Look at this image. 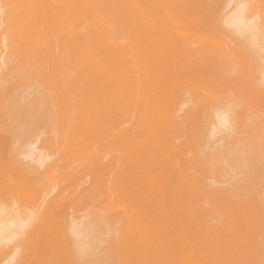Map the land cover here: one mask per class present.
I'll list each match as a JSON object with an SVG mask.
<instances>
[{"label": "bare ground", "instance_id": "6f19581e", "mask_svg": "<svg viewBox=\"0 0 264 264\" xmlns=\"http://www.w3.org/2000/svg\"><path fill=\"white\" fill-rule=\"evenodd\" d=\"M82 1L0 0V249L4 248L2 247V245L6 241L9 243H5L6 245H11L9 240L16 237L15 230L18 227L20 228V224H23L20 223V220L23 219V217L21 216L22 214H20L22 211L20 210L18 205L19 202H22L20 198L23 199L24 197H26L30 199L29 201H31L32 199H36V201H38L37 199H39L37 197L39 195L37 192L38 190L36 191L37 185H35V183L39 182L40 176L45 173V161L47 162L48 159L51 158L49 157L48 152L46 151L47 149L45 150V148L50 146L49 143L51 144L52 141H54L49 137H47L48 140L44 138L50 133L48 134L44 132L43 134L41 130L47 131V128L49 126L47 128L44 127L48 125L47 121L50 120V118H52V116H54L55 114V118H60L59 120H61L63 117L62 122H64V119L66 121V118L68 121H71L73 118V123L70 126V128L72 127V131L69 132L70 135L67 136H70L68 138H71V141L70 139L69 141L72 142V144L70 145L72 148L70 147L69 149H75L77 156H79L80 150L83 149L82 147L85 148L86 144L88 145V147H86L85 149L89 148L90 141H92L90 143L94 144L99 140V147L101 143H105L104 146L102 144L101 147L95 150L94 153L92 151L89 153L86 151V153L84 149L87 160L86 163L81 166V168L77 167L78 170L76 169V174L78 176H84V174L87 175L90 173V176L92 175L94 178L101 181L100 184V181H98L97 185H101L104 181V183L106 184H103H108L107 188L109 190H107V192L105 190L106 188L103 187L104 185H101V189L105 190L106 194L110 191V194L113 193L116 196L115 192H127V197L130 198L127 199V201L130 200L128 204L130 208L133 209H130L127 213L128 215H130V219L128 218V221H130L131 219L139 220L138 218H135V216H137V214L139 213L142 215L140 210V212H138V208L135 207L137 209L136 211V209L134 210V208L131 207L133 203H136V206H140V208L143 210L145 209V206H147L150 211L152 208V212L156 220L154 222L156 223H151L152 218L149 219L150 217H153L152 213L151 216H149L150 213H148V216L146 217L149 218H145V222L142 220L143 223L147 224L148 222L147 226L150 225V223L154 225V227L150 225V227L152 226V232L148 229L151 234H149L150 238L148 237V239L146 237L147 235L144 236L145 229L146 233H149L146 228V224H143L142 226L144 227V231L141 230L142 234L136 233L137 237L135 236L139 240V242L140 239L144 240L142 241L144 242V244H147L146 247H149L148 251L151 253L150 256L149 253L146 254V251V253H143L137 250L138 252H136L139 253V258H141L140 262L142 260L143 263H145L146 261V263L158 264V260L159 263L161 262V264H168V262L169 264H177L179 262L180 264L181 262L183 264L185 258L188 259V257L186 256L191 255L189 259L185 261V264L186 262L189 264L192 260L190 258H193V256L195 258L196 255V258L202 256L203 260L199 259L198 261V259L195 258L196 260H194L193 258V263L198 261L200 264H202V262L207 259L206 257H209L210 261H207L209 262V264H259L260 262L258 263V261L262 259L260 258L259 260L258 258L262 257L261 254H263L264 256V250L258 245V242L264 240V237H262L264 235V222H262V219H264V217L262 216L264 215V207H261V211L259 210L260 208L257 207L264 206V129L262 127L260 128V126L257 125L258 123L256 122V124L254 120L256 119V121H261L262 126L264 127V119L262 121L259 115V112H263L264 110V76L261 80L258 79L259 83H255V78L252 79L251 77L256 76L257 78L258 75H253L257 73L260 74L258 71L259 68H257V73H254V67H251L253 75L252 72L246 71L247 74L251 73L250 75H252L251 77L250 75H248L249 77H247L244 70L250 69V67L246 69L245 65V61L248 60V57L246 60L245 57L243 61H241L243 57L241 58L238 55L237 52L239 51L235 50L236 48L233 49V46L231 48V46L229 45H226V48H222L221 45L224 43L225 37H228V34H230H227V31L225 32L224 30H230L234 34L236 33V36L237 34H240V36H249L250 38L244 39H248V42L253 47L256 43H258V37L264 40V0H255L256 3L254 6H252L253 8L251 7L248 9L247 6L249 4L247 5V3L249 0L246 3L247 6L243 2L244 0L242 1L243 3H238V0H121L122 3L125 2L126 5L123 4L124 10H128L130 18L128 17V13L126 11V13H124L125 15L127 14V19L129 18L132 23L128 21L131 23H129V25H131V28L128 27L129 25L126 26V31H128V29L130 31L131 29L130 34L126 33L125 28L122 27L124 28V30L122 29L124 32L121 31L119 35V32H115L118 26H116L115 23L113 25L111 24L112 26L109 24L111 26L109 31L105 27L107 25H101L102 20L101 22H99L101 23L100 25L97 22L98 20L96 21L97 23H95V15L99 17V13L101 11L98 12V14H96L97 12L93 11L99 8V3L97 4L98 6L96 5L97 8H95V6H93V4L90 2L88 4L92 5L87 6L86 3L88 2V0ZM85 1V5H82ZM121 1L118 0V3H121ZM252 2L251 5H253L254 3ZM111 3L112 2H110V4ZM114 3H117L116 0H113V3L111 4L112 8ZM108 4L109 3L107 2L108 8H111V5ZM138 5L140 7H137ZM84 6H87V8L89 7V10L91 9L92 16L93 14H95V20L92 16L90 17V19L94 20L93 23H95L96 27H94L95 25L93 26V23L92 27H94V29H91L92 27L89 26V29H91V34L88 33V38L90 39L89 42H92L91 36H95L96 38L94 37L95 39H93L97 44H95L96 46L92 43H89L86 36H84L81 32L82 28L84 27H82V22L83 24L88 25V23H86L88 21L84 23V21L82 20V17L84 16L81 17V15L84 14L83 10L86 9ZM120 6L121 8H123L122 5ZM120 6L118 7L119 9ZM114 7H117V5H114ZM107 12L105 13L107 14ZM118 12H116V16ZM106 14H104V16ZM101 15L103 16V14ZM101 15L100 17H102ZM118 15L119 17L121 16L120 14ZM106 16L108 17L109 14ZM116 16L113 17L116 19ZM110 17L112 18L111 15ZM105 19L106 18H104L103 20ZM127 19H124V21L126 20V24ZM80 20L82 21L80 22ZM85 20H88V18ZM108 23H111L110 20ZM104 24L105 23H103V25ZM87 30L85 31L87 32ZM223 31L225 32V34L223 33ZM122 33H125L126 37L130 35L129 38L127 37L129 42L126 38H124L125 34L123 35L124 37L121 36ZM118 36H120L121 38L119 37L118 39ZM229 37L230 39H236L239 36L232 37L230 35ZM241 38L243 37H239V39ZM109 39H116L114 41L111 40V43L113 42L115 43V45L113 43V45L109 44ZM120 39H122V41L123 39H126V41L124 40V42H128V44L126 43L125 45V43H121V45H117L115 41H117L118 43L119 41H121ZM229 41L232 42L231 40ZM84 43H88V45L86 44L85 46ZM242 43L241 45L245 46V44ZM118 44H120V42ZM235 44L237 45L238 43H234V45ZM261 44L264 43L261 42ZM91 45L97 47L95 52L93 49L91 50V48H93ZM246 46L249 47L247 44ZM239 48H241V46ZM86 49H89L87 50L88 52L91 50V52L87 54ZM244 49L245 47L242 49V52L246 50ZM260 49L262 50V46H260ZM248 51L249 50L246 51L247 55L245 53H243V55L245 54L244 56H248ZM263 53L262 55H264ZM88 56L90 57L88 58ZM107 56L108 59L106 58ZM249 59L253 60L251 58ZM82 69L86 70L82 71ZM110 71L111 73H109ZM89 72L93 82L90 83V81L89 84L95 87L93 88V91H97L96 87L100 88L98 89V91L101 90V93L97 91V94V92H95L96 95L94 96V92L88 87L89 84L86 86V88H89L87 90L88 92L92 91L91 94H93V96L95 97L94 100L92 99V97H90L89 99V97L85 96L87 95L86 91V93L82 92L86 90L85 83L83 84V82L84 79L86 80V78H88L87 73ZM106 72H108L107 74L111 75H107V77L106 74H104ZM85 73L87 76L86 78L85 75H83ZM80 76L83 78H81ZM91 85L89 86L91 87ZM82 87H84V89ZM32 89L37 92V95L34 91L27 92V90ZM30 92L31 95L29 94ZM32 92L33 95L35 94L34 96L32 95ZM91 94L89 95L88 93V96H92ZM183 95L188 97L184 98ZM82 97L83 99L84 97L87 98L85 99V101H83ZM243 97L247 99H245V101L246 103H248V107L243 108L245 109L243 111H249L250 116L243 115V112V116H241V111H239V108L242 106L244 107L245 105H241L239 107L237 105V111H239V113H237L238 115L235 116L236 113H234V110H236L237 107L232 110L233 101L234 99L237 100ZM87 99H89L91 102L88 100L89 104H86L87 106H84V103L82 104V102H86ZM210 100H212V102ZM37 101L39 102V105L37 104V106H40L41 104L42 109H45L42 110L40 108V111L33 112L34 115H37L38 112L41 113V111L49 114L47 111H45L46 109L50 110V112L54 110L56 113H53L52 111V116H48L46 114V118L48 117L47 121H45V119L43 118V114L45 115L44 112H42V114H39L40 116H34V119L40 117L43 118L40 119L41 121L44 120L46 122V125L44 126L43 124L39 126L42 129L40 130L39 128V131H35L36 128L34 129L32 126H34L38 122L41 123V121H36L38 120L36 119L35 121L37 123H35L34 119H32L34 121L32 122V124H34H30L29 129L32 127L33 129H31V132L34 130L33 133H35L29 134L30 130L28 129L29 131H26L25 134V132L22 130L29 124L27 123V125L26 121H24L25 118L23 117V114L26 115L28 109H30L31 113L33 111V107H35L34 102L36 105ZM92 101H94V103L98 102V104L95 105ZM90 103L92 104V106L90 105ZM237 103H239V101ZM7 104L8 106H6ZM188 104H191V107L196 104L197 107L195 106L196 108L194 109V111H190L191 109L188 110V108H190L188 107ZM242 104H245V102ZM82 105L85 107L84 112L81 109ZM4 106L6 108L8 107V109L10 110H12L13 108H18V111H21L23 109L21 107L26 108V106H30L28 107V109L26 108V113L24 112V109L23 112L19 114L20 116H17L18 118L20 117L19 120H22L23 118L22 122L20 123H23V126L26 124L25 127L21 125L20 128H17V126L19 127L20 124H18L17 121L13 119L14 117H12V115L14 116L15 114L16 116L18 115V113H20L17 110H13L14 114H10L12 120L14 122L16 121L15 124L12 123L11 125H9L10 122L13 121H10L11 118L8 117L10 116L8 115L9 111H6L8 109H5ZM93 106L94 108L92 109ZM184 106L187 107V110L181 109L184 112L180 111L184 114L182 116H180L181 114H179L180 117L176 115L174 116V112L177 109L180 110V108H183ZM19 107L21 108V110H19ZM87 107L88 110L86 109ZM4 110L8 113L7 115L3 112ZM179 110H177L176 113H178ZM15 112L18 113L16 114ZM256 114L259 115L260 119L256 117ZM6 116L8 117V120L10 122H8L7 118L6 121H3ZM67 116L72 117L71 120ZM241 117H245L243 118L244 122L245 119H247V122L250 123L251 128H253V133H251V136L249 133L252 131H250L251 128L247 129L249 130V136H245L244 134L245 137L242 135L243 132H240V129H238ZM121 118H124V121L121 120L122 122H125V118L126 120H129H127L126 123L129 122L127 125H132L131 129H129V125V127L127 126V129H124L121 132H112V130L110 132L109 128H111V124L113 125L111 129L114 130L115 128V130H120V127L118 129L119 123L117 121ZM59 120L57 121L59 122ZM30 121L28 120L27 122ZM5 122H7L8 124ZM45 122L42 121V123ZM59 123H61V121ZM67 124L68 126L70 125V123L68 122ZM65 125L63 124L62 127ZM246 125L248 126H246L245 128L250 127L249 124L246 123ZM68 126L66 125V127L70 129ZM236 130H239L238 132L240 133V136L243 137V140L244 138L247 139V137H250V139L244 141L241 139L243 142L239 140V144V136L237 137V139L236 135H238V133H236ZM60 131H63V128H61ZM39 132L43 134V136L41 135L40 138ZM36 133L39 136L36 135ZM45 133L48 135H46ZM66 133L68 134L67 131ZM100 133H103V136ZM203 133H206V139L208 140V142L201 145V143L204 142L202 137L205 136V134L202 137H200V135ZM220 133H223V136L221 134L220 138H218L219 136L217 135ZM234 133L236 135H234ZM23 134H25V137ZM61 134L66 136L64 132H62ZM182 136L184 138L186 137L185 141L184 138L183 141H174V139L177 138L182 139ZM198 136L203 141L201 142V139L198 138L200 143L197 144L198 140L196 138L197 141L195 142L197 145H194L195 142L193 143V139ZM99 137L101 140H96ZM68 138L66 137V139ZM235 138L237 139V142L239 144H236L238 145L236 147L232 146L233 143H237L235 142ZM60 139H58L59 142L57 141V144L59 143L61 145L63 141L61 139L60 143ZM102 139L104 140V142ZM37 140L39 142H37ZM173 141L177 143L174 145ZM37 143L41 145L37 146ZM208 144L210 146H208ZM52 149L54 150L53 145L51 150ZM88 151H90V149H88ZM103 151H107L108 155L105 156V153L102 154ZM111 152H115L116 155H112ZM56 153L59 154V152ZM62 154L64 155L63 152ZM59 155L61 159H63V156L61 154ZM76 155L73 154L71 156L74 157ZM197 155H201L203 159H201ZM83 158L85 159V157ZM65 162L62 163L65 164ZM79 162L76 161V163ZM205 162L208 165L207 168H205ZM56 164L55 166H53L56 167ZM176 164L179 165L177 166ZM209 166L210 168H223L229 180L227 179V182L224 180L223 182H220V180L217 179L218 177L216 179L220 184L226 182L225 184H222L224 185V188H222V185L218 187L217 185H210L213 183H207L209 177L211 178V175L208 171H213L208 169ZM52 167L50 166V168L54 172V167ZM50 168L48 167L47 169ZM218 170L219 169H217V171ZM46 172H48V170H46ZM217 173L219 174L220 172ZM77 175L76 178H72V180H70H76ZM70 176H72V174H70ZM214 177L215 176L212 175V178ZM44 178L42 177L41 179ZM68 178L69 176L65 180H67ZM224 178L226 179V177ZM95 181L91 183L94 184ZM91 183L90 186L92 185ZM97 185L94 184L93 186L96 187ZM242 185L244 186V188L248 189L247 191H250L249 197L247 195L248 192L246 193V190L243 188L246 195L249 197L248 200L250 202L247 201V197L245 202L241 200L242 198H240L242 196H245L244 192L241 193L243 189H239L242 188ZM91 192L93 193V191ZM105 192H103L104 195ZM108 195L109 194H107V196ZM112 195L109 196L111 197ZM91 196L93 198V194H91ZM112 197V201H114V198H116L117 196ZM26 198L23 199V204H25V202L28 200H26ZM243 199H245V197H243ZM29 201H27V203H32ZM51 201L52 200H50V202ZM112 201L111 203H113ZM62 203L66 202L63 201ZM115 203H117V201ZM56 204L55 206L53 204L47 205L48 207L46 206L47 208L45 210L43 209L44 212L41 210V213L36 222L32 224L31 230L29 232L27 231V238H24L25 242L23 241L25 244L23 243V245L21 246L15 244L14 248H12L11 250L9 249L11 247L7 246L6 249H9V252H5V248L3 249L4 252H0V264H73L74 260L77 264H79V262L81 261L80 258L84 257L81 251H87L88 249L86 250V248H92L93 244H95L93 242H90L92 246L86 247L89 243L87 240V235H93L95 237L94 242H102V236L99 230L100 228L97 226L99 224L96 225L91 222L85 223L82 220L83 223H85L83 224L82 221L77 222L75 221V219L73 221L70 218L74 223L76 222L77 225L81 222L82 227L80 226L81 223L78 225L79 227H75L76 225L73 222L72 223L74 227L72 224V226H70V231L72 232L69 231V233H72L78 245H74L76 246V249H72L73 253H70V256L68 255V258L67 254L70 247H66V245H68V241H64V236L60 233V231L63 229L62 225L60 222H57L58 220H56L58 218L57 216L60 212L61 205L58 206V204ZM200 204H206V206L204 205V208L221 204L222 206L220 205V207H223L224 211L222 209L221 210L223 212L227 211V214L225 212L226 216L230 215L227 216V219H229L230 221H228L227 223L226 221L224 222V218H226V216H222L223 221L220 219L218 220V222L215 221V224L211 223L212 226L216 225L215 228L219 227L218 229L212 228V226L210 225L211 229H208V232L203 230L207 233L203 234V231L201 230V227H203L202 225L205 224L206 226H209V221L213 222L214 220L221 218V216H212L214 220L210 219L212 217L207 216H210L211 212L209 213L208 211L207 213L209 214H207V216H203L204 214L200 215L201 217H207L205 218L206 220H203V224L202 220H200L201 222H199V220L197 221L194 219L196 221L194 222V220L191 219V214L192 212H194L193 210L195 208H191V206H197L196 208H199L198 206H200ZM141 206H143L144 208H142ZM170 206H176L178 208H176L178 212L176 210H172ZM178 206H181V208ZM186 206H190L189 209L192 210V212L188 215L185 214L189 213L185 210ZM224 206H226V208H228L227 206H229L230 209L228 208L227 210H225L226 208H224ZM251 206H256L257 210ZM72 207L73 211L74 204L72 205ZM77 207L75 206V209ZM182 207L185 212H181ZM127 208L129 209L128 205ZM209 208L203 209L205 215L206 211ZM216 208L218 209V205L214 209ZM173 209H175V207ZM143 210L142 212H144ZM221 210L219 208V211L214 210V212L218 211V213H220ZM255 210L260 212V214H258L259 217L262 216V219L258 218ZM61 211L64 212V209H61ZM145 211V213H147L148 210ZM75 212L78 213V208L75 210ZM102 212L100 211V213ZM172 212H177L179 213V215L183 214L182 218L184 220L188 219L189 221L187 220L188 222H186L185 220L184 223V220H182L181 217L180 220L178 216H175L177 213L172 215ZM199 212L200 211H197L198 214ZM214 212V216L217 215V213L215 214ZM228 212H230V214H228ZM197 213L196 215L199 217ZM18 214L20 216L19 218H21L20 220L18 218ZM131 215L133 217H131ZM185 215L187 216V218H184L186 217ZM219 215H222V212ZM173 216L178 218L179 223L183 221L184 226H182L184 228L180 227L182 223L178 224L177 221L176 223L172 220ZM188 216L191 218L189 219ZM77 217H79V215ZM117 217L115 215V218ZM143 217H145L144 213ZM201 217L199 218L201 219ZM229 217L232 218L230 219ZM256 217L257 219L261 220V222H259V225L263 223V229H260L261 226L257 225L258 221L260 220H257ZM26 219L27 220H25L24 222H28V218ZM31 220L32 219H30L29 222ZM139 221H141V219ZM219 221L224 223L222 229L221 222ZM165 222H169V225L176 223V225L178 224L179 227H176V225H172L176 230H170L169 225L165 224ZM191 222H193L194 224H192ZM163 223L164 225L162 226ZM25 225L27 224H23V226ZM172 226H170V228ZM177 228L179 229V231ZM20 229L23 230L22 228ZM131 231L132 230H130L129 232L130 234L133 233ZM139 231L140 229L138 230V232ZM172 231H178V233L170 234V232L172 233ZM199 231H202V233H200ZM260 231H262V233ZM19 233L20 232H18V234ZM59 233L62 235L61 237H63V239L59 237ZM129 233L127 232L126 235H128ZM260 233L263 235L261 236ZM138 235H141L139 236L140 238L138 237ZM238 236H241V239ZM111 237H113V235ZM16 238L18 239V237ZM59 238L60 240H62V242L60 240H57ZM122 238L123 236L121 237V239ZM89 240L92 241V239ZM103 241H105V238ZM142 241L141 243H143ZM12 242L13 240H11V243ZM17 243L19 244V242ZM123 243L126 244L128 242L123 241ZM139 244H137V246ZM111 245H113V243H111ZM120 246L124 245L121 244ZM94 247L95 246H93V248ZM222 247L223 250L221 253L220 248ZM63 248L64 250L68 249L66 250L67 252L63 251ZM119 248L120 247L118 246V249ZM106 249L109 250L108 245ZM110 249H112V247ZM121 249L122 248L117 250V253L120 252ZM142 249L143 248H141L140 250ZM246 249L248 251H246ZM23 250H27L29 252L27 253L26 251L27 254L25 252H23L25 254H22ZM98 250L100 251V249L98 248L96 249V252H98ZM117 253H115V255ZM140 253H143L144 255H141ZM113 254L110 253V255L112 256ZM154 254H156V259L154 257L156 261L151 260V258L147 256L149 255L150 257H153ZM176 254L179 255L177 256ZM100 255H98V258L102 256ZM157 255L159 256V258ZM161 255L163 256L164 260L166 259V261H162L163 259L161 258ZM166 255L173 256L167 257ZM183 255H186L184 256L185 258H182ZM73 256L75 257L74 259ZM112 256L110 257L112 258ZM119 256L121 257V255ZM141 256L145 259V261H143V258ZM174 256L178 257L177 259H179V257L181 256L180 260L176 261L174 259ZM120 257L116 258L120 260ZM169 257L174 260H170ZM86 258L84 257L83 259ZM106 258L107 257H105V260H107ZM181 258L184 260H182ZM125 259L128 262V259ZM108 260H110V258ZM147 260H151V262H147ZM200 260H202V262ZM120 261L121 264H125L122 262V259ZM152 261H154V263ZM172 261L175 262L172 263ZM135 262L137 263V261ZM198 262L196 264H198ZM114 263H116V260ZM91 264H102V262L100 260H97V262L93 261ZM106 264H108V262ZM128 264H130V262Z\"/></svg>", "mask_w": 264, "mask_h": 264}, {"label": "rangeland", "instance_id": "374dc122", "mask_svg": "<svg viewBox=\"0 0 264 264\" xmlns=\"http://www.w3.org/2000/svg\"><path fill=\"white\" fill-rule=\"evenodd\" d=\"M81 1H82V0H81ZM95 1H96L97 3H96ZM102 1H103V2H102ZM119 1H121V0H119ZM234 1H235V0H234ZM236 1H237V0H236ZM242 1H243V0H240V1L238 0L237 2H238V3H239V2H240V3H243V2H244V4L246 5V3H247L248 0H244L243 2H242ZM252 1H253L254 3H253ZM256 1H257V0H256ZM256 1H255V0H249L248 3H247V5L249 4L250 6H249V5H248V6L246 5V6H247V9H248V8H251L252 6H254L255 3H256ZM258 1H259V0H258ZM82 2H83V1H82ZM89 2L92 3L93 6H95V8H97V6H98L97 4L99 3V5H100V6H98L99 8H97L95 11H93V12H97L96 14H98V12H100V11L103 12V13H101V12L99 13V17L96 16L95 14H93V16H92V11H91V9L89 10V9H88L89 7L87 8V6L89 5V4H88ZM107 2L110 4V2L113 3V0H106V1H105V0H101V1H100V0H92V2H91V0H88L87 3H86V1H85L84 4H82V5H85V3L87 4V6H84L86 9H84V7H83V9L86 10V11H84V10L82 9L83 12H84V14L81 13V14H82L81 17H82V16H84V17L86 16L85 18L82 17V20L84 21V23H85L86 21H88V22H86V23H88V25H87V24H83V22H82V27L84 26L85 28L83 27L82 30H81V32H82V34H83L84 36H86V38L88 39V42H89V40H90V39L88 38V35L91 34V32H90L91 29H94V27H96L95 23H97V22H98L99 25L102 23V24H101L102 26L107 25V26H105V27L107 28L108 31H109L110 27H111L114 23H115L116 26H117V25L119 26L120 23L123 22V23H121V25L119 26V28H118V26H117V30H116L115 32H119V33H118V35H119L121 31L124 32L123 30H124V28H125V32L128 33V34H130L131 29H130V31H129V29H128L129 32L126 31V29H127L126 26H128L130 22L132 23V21H130V19H129L130 17H129V12H128V10H127V11L124 10V6H123V4L126 5L125 2H124V3H122V1H121V3L119 2L120 5H122L123 8H121V6L119 5L118 0H116L117 3H114L115 6L117 5V7H114V5H113V8H112V5H111L112 3H111L110 5H111V8H112L113 10H112L111 8H108V6H107ZM114 2H115V1H114ZM129 2H130V1H129ZM138 2H139V1H138ZM141 2H143V1H141ZM251 2L253 3V5H251ZM94 3H95V4H94ZM126 3H127V2H126ZM139 3H140V2H139ZM257 3H258V2H257ZM92 4H91V5H92ZM103 4H104L105 6H104ZM109 4H108V5H109ZM140 4H141V3H140ZM91 5H89V6H91ZM96 5H97V6H96ZM118 5L120 6V9H121V10L118 8V7H119ZM143 5H144V3H143ZM143 5H142V7H143ZM145 5H146V4H145ZM256 6H257V4H256ZM256 6H255V7H256ZM109 7H110V6H109ZM126 7H128V6H126ZM137 7H140V6L138 5ZM93 8H94V7H93ZM114 8H115V9H114ZM117 8H118V9H117ZM252 8H253V7H252ZM109 9H110V10H109ZM122 9H123V10H122ZM138 9H139V8H138ZM88 10H89V11H88ZM139 10H140V9H139ZM104 11H105V12L108 11L107 14H106ZM115 11H116V12H118V11L120 12V11H121V12H120V13L118 12V13H117V16H116V12H115ZM122 11H123V12H122ZM125 11L128 13V17H129L128 19H129V20H128L127 17H126L127 14L125 15V13H126ZM81 12H82V11H81ZM124 12H125V13H124ZM121 13H122V14L124 13V14H123V18H122V14H121ZM86 14H88V15H86ZM101 14H103V16H102ZM104 14H106V15L109 14V16H108V17H107L106 15L104 16ZM114 14H115V15H114ZM118 14H120L121 16L119 17ZM94 15H95V17H96V20H95ZM100 15H101L102 17H100ZM110 15L112 16V18L110 17ZM124 15H125V16H124ZM91 16L94 17L95 23H93V22H94L93 19H90ZM113 16H116V19H115ZM97 17H98V18H97ZM103 17L106 18V19H105L106 22H105V20H103V19H104ZM118 17H119V18H118ZM87 18H88V20H85V19H87ZM108 18H109V19H108ZM117 18H118V19H117ZM124 19H127V24L125 23L126 20L124 21ZM82 20H80V22H81ZM89 20H90V21H89ZM92 20H93V21H92ZM97 20H98V21H97ZM101 20H102V22H101ZM107 20H108V22H109V20H110L111 23H108ZM116 20H117V22H118L119 24L116 22ZM96 21H97V22H96ZM120 21H121V22H120ZM128 21H130V22H128ZM99 22H101V23H99ZM90 23H91V25H90ZM92 23H93V26L95 25L94 27H92ZM103 23H105V24L103 25ZM106 23H107V24H106ZM131 23H130V24H131ZM109 24H110V25L112 24V25L110 26ZM124 24H125V25H124ZM89 26H91L92 28L89 29V28H90ZM122 27H124V28H122ZM128 27L131 28V25H129ZM83 29H84V30H83ZM87 29H88V30H87ZM119 29H120V30H119ZM122 29H123V30H122ZM85 30H87V32H86ZM107 30H106V32H107ZM224 31H225V32L227 31V32H226L227 34L230 33V34H228V35H229V36L231 35L232 37H233V36H234V37H238V36H239V37H243V38H241V39H239V37L236 38V39L233 38V39H234V42H233V39H232V38L230 39V37L228 36V37H229V39H228V37L226 36L227 38L225 37V39H224V43H223L221 46H222V48H226L225 46H226V45H229V46H231V48H232V46H233V49L236 48L235 50L239 51V52H237L238 55H239L241 58L243 57L242 60L240 59L241 61H243V59H244L245 57H246V58H245V60H246L247 57H248V60L245 61V65H246V69H248V67H250V69H248V70H244V71H245V74L247 75V77H249L248 75H250L251 73H248V74H247L246 71H247V72H248V71H249V72H252L251 69L254 67L255 70L253 69V72H254V73H255V72L257 73V68H259L258 71H259V73H260L261 75L258 74V73L253 75V72H252V75H253V76L258 75L259 78H258V76H257V78H256V76H255V77H251L252 75H250V77H251L252 79L255 78V81H256V82L254 81L255 83H259V80H261L262 77L264 76V75H263V74H264V72H263V71H264V64H263V63H264V59H263V58H264V55H262V53L264 52V44H261V42L264 43V40H262V38L258 37V40H257L258 43H256V44L254 45V47H253V46L248 42V39H244V38H250L249 36H247V35L240 36V34H237V36H236V33L234 34V33H233L232 31H230V30H224ZM224 31H223V33L225 34ZM228 31H229V32H228ZM83 32H84V33H83ZM221 32H222V31H221ZM231 32L233 33V35H232ZM85 33H86V34H85ZM88 33H89V34H88ZM124 34H125V33H124ZM124 34L122 33L121 36H123ZM227 34H226V35H227ZM115 35H117V34H115ZM246 36H247V37H246ZM94 37H95V36H94ZM94 37L91 36V40H92V42H89V43H92V44L95 45L96 43H95V40H94V39H95L96 37H95V38H94ZM112 37H113V36H112ZM119 37H120V36H118V39H119ZM123 37H124V36H123ZM123 37H122V38H123ZM127 37L129 38L130 35L127 36ZM127 37H126V34H125V37H124V38H126V39L128 40ZM93 38H94V39H93ZM114 38H115V36H114ZM116 38H117V36H116ZM120 38H121V37H120ZM126 39H123V41H122V39H120V40H121V41H119L120 44H118L119 42L117 43V41H115V42H116L117 45H121V43H122V44L125 43L124 40L126 41ZM259 39H261V40H259ZM109 40H110L109 44H112L113 42L111 43V40L114 41V40H116V39H109ZM229 40H231L232 42H230ZM93 41H94V42H93ZM225 41H226V42H225ZM128 42H129V40H128ZM128 42H126V43L128 44ZM242 42H243V43H242ZM247 42H248V43H247ZM126 43H125V45H126ZM226 43H227V44H226ZM234 43H238L239 45H238V44H237V45H236V44L234 45ZM241 43H242V44H245V46H242ZM84 44H85V46H86V44L88 45V43H84ZM113 44L115 45V43H113ZM113 44H112V45H113ZM246 44H247L249 47H247ZM260 44H261V45H260ZM96 45H97V44H96ZM96 45H95V46H96ZM85 46H84V47H85ZM91 46L93 47V48H91V50L93 49L94 52H95L97 47H95V46H93V45H91ZM91 46H90V47H91ZM223 46H224V47H223ZM235 46H236V47H235ZM240 46H241V48H239ZM260 46H262V50H263V52H262V50L260 49ZM244 47H245L246 50L244 49L245 51L242 52V51H243L242 49H243ZM246 47H247V48H246ZM255 47H256V48H255ZM85 48H86V47H85ZM250 48H251V52H252V53L250 52ZM239 49H240L241 51H240ZM252 49L254 50V52H253ZM255 49H256L257 51H256ZM258 49H260V50H258ZM87 50H89V49H86V51H87ZM91 50H90L89 52H91ZM235 50H234V51H235ZM247 50H249V51H248V54H249L250 56H249V55H248V56H244L245 54L247 55V53H246ZM260 51H261V52H260ZM89 52L87 51V54H88ZM255 52H256V54H255ZM259 52H260V53H259ZM92 53H93V51H92ZM92 53H90V54H92ZM243 53H245V54L243 55ZM253 53H254V55H253ZM257 53H258V54H257ZM90 54H89V55H90ZM263 54H264V53H263ZM242 55H243V56H242ZM261 55H262V56H261ZM89 57H90V56H88V58H89ZM254 57H255V59H254ZM104 58H105V57H104ZM106 58L108 59V56H107ZM249 58H251V59H253V60H250ZM261 58H262V60H261ZM88 60H89V59H88ZM103 60H105V59H103ZM251 61H252V63H251ZM246 63H247V64H246ZM249 64H250V65H249ZM259 65H260V66H259ZM262 65H263V66H262ZM251 67H252V68H251ZM255 67H256V68H255ZM261 68H262V70H261ZM84 70H86V69H84ZM84 70L82 69V71H84ZM260 70H261V72H260ZM87 71H88V70H87ZM107 73H108V72H106V73H104V74H106V76H107V75H111V74H107ZM109 73H111V71H110ZM81 75H82V74H81ZM83 75H85V78L87 77V76H86V73L83 74ZM87 75H88V78H86V80L84 79V82H83V84L85 83V89H86V90H84V91H82V92H83V93H86V92H87V95H85V96L89 97V99H90V97H92V99L94 100V99H95L94 96L96 95L95 92H97L98 89H100V88H97V87H96V90H97V91L94 92V91H93V88H95V87H93V85L89 84L90 81H91L90 83H93V82H92V78L90 77V72L87 73ZM260 76H261V77H260ZM80 77H81V76H80ZM107 77H108V76H107ZM81 78H83V77H81ZM258 79H259V80H258ZM86 81H88V82H86ZM88 84L91 85V87H90ZM87 85H88V87L90 88V90H92V91L94 92V96H93V94H91L92 91H91V92H88V91H87V90L89 89V88H86ZM32 88H33V87H32ZM34 88H35V87H34ZM82 88L84 89V87H82ZM90 90H89V91H90ZM94 90H95V89H94ZM29 91H34V89H32V90H27V92H29ZM85 91H86V92H85ZM100 91H101V90H99L98 92L101 93ZM198 91H199V90H198ZM34 92H35V91H34ZM98 92H97V94H98ZM35 93H36V95H37V92H35ZM88 93H89V95L91 94L92 96H88ZM29 94L31 95V92H30ZM32 95H33V92H32ZM34 95H35V94H34ZM34 95H33V96H34ZM82 95H83V94H82ZM82 95H81V96H82ZM33 96H32V97H33ZM83 96H84V95H83ZM183 96H184V98H185V97H186V98L188 97V96H185V95H183ZM87 97H84V99H83V97H82L83 101H85V99H86ZM30 98H31V97H30ZM31 99H32V98H31ZM89 99H87L86 102H82V104L84 103V106H85L86 104H89V103H88V102L90 101ZM241 99H242V100H241ZM241 99H240V98L237 99V100L234 99V101H233V105H232V110H234V109L237 107V105H238V107L241 106V105H245L244 107H243V106L240 107V108H239V111H241V116H243V115H246V116H247V115H249V111H243V110H245V109H243V108L248 107V106H247L248 103H246V101H245L246 98L243 97V98H241ZM88 100H89V101H88ZM246 100H247V99H246ZM210 101L212 102V100H210ZM238 101H239V103H237ZM90 102H91V101H90ZM92 102L94 103V101H92ZM95 102H96V101H95ZM203 102H204V101H203ZM244 102H245V104H242V103H244ZM38 103H39V102L37 101V102H36V105H35V102H34V106H35L37 109H39V110H37L35 107H33V111H32L31 113H30V109H28V107H30V106H28V107L26 106V108H27L29 111H28L25 107H21V108H23L22 110H21V108L19 107V108H20L19 110H21V111H18V110H17L18 108H16V109L13 108L12 110H10V109H8V107L6 108V107L4 106L5 109H8V110H6V111H9V114H8L5 110H4L3 112L6 113V115H7V114H8V115H10V114L12 115V113H13L15 110H17L18 112H20V113L17 112L18 115H16V116H15L14 113H13L14 116L12 115V117H14L13 119L16 120L18 124H20L19 127L17 126L18 124L16 125L17 128H20L21 125L23 126V123H22V124L20 123V122H22L23 118H22V120H19L20 117L18 118L17 116H20L19 114H21V112H23L24 109H25L24 112L27 110V113H30V114H27V113L25 112L27 116L23 114V117L25 118L24 121H26V124L28 123L29 125L27 124V125H28V126H26L27 128L25 127L26 124L23 126V127H25L24 129H27V130H24V129H23V130L21 129V130L24 131L25 134H26V131H29V130H30V131H29V134H31V133L34 134V133H35V132L33 133L34 130L31 132V129H33V128L35 129V128H36L35 131H36V130L39 131V128H40L39 126H41V125H43V124H44V126L46 125V122H45V121L48 120V117L46 118V116H47V115H48V116H52L53 113H56L54 110H52V111H53V113H52V111L50 112V110H47V109H46L45 111H47L49 114L45 113L44 111H41V113L38 112L37 115H36V114L34 115L33 112L40 111V108L42 109L41 104H40V106H37ZM4 104H5V103H4ZM94 104L96 105V104H98V102H97V103H94ZM196 104H197V103H196ZM196 104H195L194 106H192V107H191V104H188V105H189L188 107H190V108H188V110L191 109L190 111H194V109L197 107ZM234 104H236V105H234ZM32 105H33V103H32ZM38 105H39V104H38ZM90 105L92 106L91 103H90ZM95 105H94V106H95ZM198 105H199V103H198ZM6 106H8V104H7ZM84 106H83V105L81 106V109L83 110V112H84V108H85ZM86 106H87V105H86ZM88 106H89V105H88ZM94 106L92 107V109L94 108ZM186 106H187V105H186ZM186 106H184L183 108H180V110L177 109V110H179V111H178V113H176V112H177V110H176V111L174 112V116H175V115L178 116V117L182 116L184 113H181V112H184V111H182L183 109H186V110H187V107H186ZM195 106H196V107H195ZM43 107H44V106H43ZM82 107H83V108H82ZM185 107H186V108H185ZM193 107H194V108H193ZM238 107H237L236 110H234V111H235L234 113H236L235 116H237V115H238L237 113H239V111H237V110H238ZM31 108H32V107H31ZM34 108H35V109H34ZM44 109H45V108H43L42 110H44ZM86 109L88 110V107H87ZM86 109H85V110H86ZM181 109H182V110H181ZM13 110H14V111H13ZM31 110H32V109H31ZM34 110H35V111H34ZM11 111H12V112H11ZM89 111H90V108H89ZM180 111H181V112H180ZM10 112H11V113H10ZM42 112L45 113V115L43 114V116H44L43 118L45 119V121L42 120V121L45 122V123H42L41 119H43V118H41V117H40L41 119H40V118H36V119H38V120H36V119L33 118L34 116L37 117L39 114H42ZM209 112H210V111H209ZM242 112H243V115H242ZM244 112H245V113H244ZM261 112H262V111L259 112V113H260L259 115H260L261 120L263 121V119H264V118H263V117H264V116H263V115H264V113H263L264 110H263L262 113H261ZM15 113H16V112H15ZM17 113H16V114H17ZM32 113H33V114H32ZM246 113H247V114H246ZM257 113H258V112H257ZM46 114H47V115H46ZM50 114H51V115H50ZM179 114H181V115L179 116ZM262 114H263V115H262ZM11 115L8 116V117L11 118ZM259 115L256 114V117L259 118ZM261 115H262V116H261ZM4 116H5V115H4ZM21 116H22V115H21ZM28 116H29V118H30V116H31V118H30L31 121H30V119L28 118ZM39 116H40V115H39ZM41 116H42V115H41ZM69 116H70V115H69ZM69 116H67V117L71 120L72 117H69ZM249 116H250V115H249ZM8 117L6 116V117L4 118L5 120L3 119V121H6V118H7V120H8ZM15 117H16L17 119H16ZM55 117H56V116H55V114H54V116H52V118H50V120H51V119H52V120H51V121L48 120V121H47L48 125H47L46 127H44V128H47L48 126L50 127V128H49V127L47 128V131H48V132H47L46 130H41L42 128H40V130H41V132H43V134H44V132H46V133H48V134L50 133L49 135L45 133V134L48 135V136L45 135L46 137H44V138L47 139V137H49L51 140H54V141H52V143H55V144H52V143L50 144V143H49L50 146H48L47 148H45V150L47 149L46 151L48 152V155H49V157H51V158L48 157V155L46 154L47 152H46L45 154H46V156H47L49 159H48L47 162L45 161V163H44L45 173L42 174V175L40 176V180H39V182H36L37 184L35 183V185H37V186H36V191L38 190L37 192H38V195H39V196H37V197H38L39 199H37L38 201H36V199H35V200L32 199L31 201H29L30 199L24 197V198H26V200L28 199L27 201L32 202L33 204H32V203L29 204V203H27V201L25 202V200H24L25 204H23V199H24V198L22 197L23 199L20 198V200H21L22 202H19V204H18L20 210L23 212V213H22V212L20 211V212H21L20 214H22L21 216L23 217L22 220H20L21 218H19L20 216H19V214H18V218H19V220L21 221L20 223L27 224L28 226H27V225L23 226V224H20V223H19V224H20V228H22L23 230H21L19 227H18L19 229L17 228L18 230H17V229L15 230L16 237H18V239H17L16 237H14L15 240H14V238H12V239L9 240V242H10L11 245H6V244H9V243L6 241V242H5L6 244L4 243V244H3L4 246L2 245V247H4V248L6 249L7 246H8V247H11V248H9V249L11 250L12 248H14L15 244H17V245H19V246L23 245V243L25 242L24 238H25V239L27 238V235H28L27 233L31 230V226H32V224H33L34 222H36L37 218L39 217V215H40V213H41V210L44 212V210L48 207L47 205H51V204H53V205L55 206V204L57 203L58 206L61 205V207H60V212H59V214H58V216H57L58 218H57L56 220H58L57 222H60L61 225H62V228H63L62 230H63V231L61 230L60 233L63 234V236H64V241H65V240L68 241V242H67L68 245H66L67 243L65 244L66 247H70L67 256H68V255L70 256V253L72 254V253H73V250L76 249V246H74V245H75V244L78 245L77 242H76V240H75V237L72 235V233H69V231L71 230V227H70V226L73 225V223H74L73 221H74V219H75V221H77V222L83 220L85 223H87V222H91V223H94V224H96V225L99 224V225H97V226L100 228L99 230H100V232H101V236H102V237H101V238H102V242L97 243V242H94L95 237H94L93 235H90V234H89L90 236L87 235V240H88L89 243H88V245H87L86 247L92 246L91 243L93 242V243H95V244H93V246H95V247H94L95 249H94L93 246H92V248H86V250L88 249L87 251H81L82 254H83V256H84L85 258L87 257V258H86L87 260H86V259H83L84 257H82V258H80L81 261L79 262V264H83L85 261H86L88 264H91L93 261H94V262H97V260H100V261L102 262V264H106L107 262H108V264H116V263H117V264H121V263H120V262H121V261H120L121 259H122V262L126 264L127 261H126L125 258L128 259L127 264H128L129 262H130V264H135V263H136L135 261H137L138 264L143 263L142 260H141V262H140V259H141V258H139L140 255H139V253H137V252L140 251V252H143V253H144V252L146 251L147 253H146V252H145V253H146V254L149 253V255H150L151 253L148 251L149 247H146L147 244H146V243L144 244V242H143L144 240H143V239H140V242H139V240H138L136 237H137V234H139V233L142 234V231H144V229H143L144 227H142V226H143V224H146V223H143V221L145 222L146 220H144V219H145V218H146V219L149 218V217H146V216H148V213H150L149 216H151V213H152V215H153L152 208H151V211H150V209H149L147 206H145V209L143 210V209L140 208V206L137 207V206H136V205H137L136 203H133V205H135V206L131 205V207L134 208V210H135L136 208H138V212L141 211V213H142V215H141L140 213H139L140 215L136 213L137 216H135V218H138L139 220L141 219V221H142V220H143V221H142V224H141V221H139V220H137V219H133V220L131 219L130 221H132V222H130V221H128V220L130 219V215H128L127 213L129 212V210H130L131 208H130V206H129V204H128L130 200L127 201V199L129 198V197H127V192H126V193L123 192V191H122V192H117V193L115 192V194H116V196H117V197H116L113 193H112L113 195L110 194V191H109V193H107V194L116 197V198H114V199H115V200L117 199V200H116L117 203H115V202H116L115 200L112 201V200H113V199H112V198H113L112 196H111L112 198H111L109 195L107 196L105 190H106V191L109 190V189L107 188V187H108V184H107V185H104V184H106V183H104V181H103L102 179H101V180H102L103 182H102L101 185H102V186L104 185L103 187L106 188L105 190H102V189H101V188H102L101 185H97L98 181H100V180L94 178L92 175L90 176V173L87 174V175L90 176V178H89V176H87L86 174H84V176H83V175L78 176V175L76 174V172H77V170H78L77 167L81 168V166H82L84 163H86V160H87V159H86V153H87V152L89 153V152H91V151L94 153L95 150L99 149V148L101 147L102 144H103V146H104L105 143H101V141H100L101 144H100V147H99V143H98L99 140H98V139H100V137L96 139V140H98V142H96V143H94V144L90 143V142H92V141H90V142H89V148L85 149L86 147H88V145L86 144L87 146L85 145V148L82 147V148H83V149H82L83 151L80 150V154H79V156H80L82 159H84L83 157H85V159L82 160L79 156L76 155L77 153H76V150H75V149H69V148L71 147L70 145L72 144V142H70V141H71V138H68V137H70V136H67V135H70L69 132L72 131V129H71L72 127L70 128V126H71V124L73 123V122H72L73 118H72L71 121H68L67 118H66V121H65V119H64V122H62V121H63V120H62L63 117H62L61 120H59L60 118L58 119V118H55ZM65 117H66V116H65ZM10 118H9V119H10ZM26 118H27V119H26ZM243 118H245V117H241V121L243 120ZM260 118H259V119H260ZM32 119H34V121H35V120H36V121H39V120H40L42 124H41L40 122L37 123V122L35 121V123H37L38 125L35 124L34 126H32L33 128L31 127V128L29 129L30 124H32V122H34ZM54 119L59 120V122L61 121V123H59L57 120H54ZM123 119H124V118H121V119H118V121H117V122L119 123V126H118V123H117V126H118V129H119V127H120V130H117V129L115 130V128H114V130L111 129L112 126H113V125L111 124V128H109V129H110V132H111V130H112V132H114V131H115V132H118V131L121 132V131H123L124 129H127V128L129 127L130 124L127 125L129 122L126 123L127 120H128V119L126 120V118H125V122H122V121H124ZM18 120H19V121H18ZM28 120H29L31 123H30V122H27ZM121 120H122V121H121ZM10 121H13L12 118H11ZM10 121L8 120V122H10ZM16 121H15V122H16ZM56 121H57V122H56ZM128 121H129V120H128ZM241 121H240V123H239L240 125H239V128H238V129H240V132H243V133H242L243 136H244V134H245V136H249V133H250V136H251V133H253V130H252L253 128H251L250 123L247 122V119H245V122H244V120L242 121L243 124H242ZM254 121H255V123H256V122L258 123V124H257V123H256V124L259 125L260 128L262 127V128L264 129V127L262 126L261 121H259V120L256 121V119H255ZM254 121H253V122H254ZM15 122H14V121H13V122H10L9 125H11L12 123L15 124ZM49 122H50V123H49ZM65 122H66V123H65ZM67 122L70 123L69 126H68ZM5 123H7V122H5ZM39 123H40V124H39ZM62 123H63L64 125L66 124L71 130L68 129V128L66 127V125L62 127V125H63ZM244 123H245V126H244ZM246 123L249 124L250 127L245 128L246 126H248V125H246ZM7 124H8V123H7ZM33 124H34V123H33ZM33 124H32V125H33ZM58 124H59V126H58ZM61 124H62V125H61ZM115 124H116V123H115ZM131 124H132V123H131ZM241 125H242V126H241ZM72 126H73V125H72ZM108 126H109V125H108ZM127 126H128V127H127ZM131 126H132V125H130V128H129V129H131ZM234 126H235V123H234ZM23 127H22V128H23ZM60 127L63 128V131H60V130H61ZM64 127H65L66 129H65ZM125 127H126V128H125ZM44 128H43V129H44ZM116 128H117V127H116ZM249 128H251V129H250V131L252 130L251 132H249V130H247V129H249ZM28 129H29V130H28ZM48 129H49V130H48ZM58 129H59V130H58ZM242 129H243V130H242ZM258 129H259V128H258ZM21 130H20V131H21ZM64 130H66V131L68 132V134H67L66 131H64ZM134 130H135V129H134ZM137 130H138V128H137ZM241 130H242V131H241ZM244 130H245L246 132H245ZM38 131H37V133H38ZM49 131H50V132H49ZM238 131H239V130H236V133H238V135H236L235 133H234V135H236V138L239 136V139L237 138L238 141L241 140V139L243 140V137L240 136V133H239ZM51 132H52V133H51ZM57 132H58V133H57ZM62 132H64L66 136H64L63 134H61ZM248 132H249V133H248ZM27 133H28V132H27ZM37 133H36V135H38ZM246 133H248V134H246ZM25 134H23L24 137H25ZM29 134H28V135H29ZM43 134H41V133L39 132V135H40V136L38 135L39 138L41 137V135L43 136ZM58 134H59V137H58ZM100 134H102V136H103V133H100ZM100 134H98V135H100ZM204 134H205V136H203ZM221 134H222V136H223V133H220V134L217 135V136H219L218 138H220V135H221ZM56 135H57V136H56ZM60 135H61L62 137L64 136L63 139H62V137H61ZM50 136H52V137H50ZM54 136H55V138H54ZM102 136H101V138H102ZM202 136H203V137H202ZM217 136H216V137H217ZM222 136H221V137H222ZM245 136H244V137H245ZM56 137H57L58 139H60V138L62 139V141H63L62 144H63V143H66V144H63V145L61 144V145H60V144L58 143V144L60 145V146H59V145L57 144V141L59 142V140H58ZM66 137H67L68 139H66ZM200 137H202V139L204 140V142L201 143V145H202V144H205V143L208 142V140L206 139V138H207L206 133L201 134ZM200 137H199V136H198V137H195V138L193 139V143H194L195 141H197V140H198V141H197V144H199L200 141L202 142L203 140H202ZM216 137H215V139H216ZM234 137H235V136H234ZM240 137H241V138H240ZM44 138H43V140H44ZM183 138H184V137L182 136V139H178V138H177V139H174V141H176V140H180V141L182 140V141H183ZM185 138H186V137H185ZM185 138H184V141L186 140ZM196 138H197V140H196ZM198 138H200L201 140L199 141ZM218 138H217V139H218ZM236 138H235V140H236L235 142H237V139H236ZM251 138H252V137H251ZM56 139H57V140H56ZM61 139H60V143H61ZM69 139H70V141H69ZM248 139H250V137H249V138L247 137V139L244 138V140H248ZM38 140H39V139H38ZM38 140H37V142L40 141V140H39V141H38ZM47 140H48V139H47ZM92 140H94V139H92ZM100 140H101V139H100ZM102 140H103V139H102ZM242 140H241V141H242ZM244 140H243V141H244ZM263 140H264V131H263ZM41 141H42V138H41ZM49 141H50V140H49ZM67 141H68V142H67ZM174 141H173V144L175 145L177 142L175 143ZM180 141H179V143H180ZM205 141H206V142H205ZM243 141H242V142H243ZM69 142H70V143H69ZM103 142H104V140H103ZM40 143H41V142H40ZM68 143H69V146H68ZM182 143H183V142H182ZM37 144H38L37 146H39V145H41L42 143H41V144L37 143ZM95 144H96V145H95ZM197 144H196V142L194 143V145H197ZM236 144H238V142H237V143H233L232 146H235V147L238 146V145L240 144V141H239V144H238V145H236ZM52 145H53L54 150H53V149L51 150ZM56 145H57V146H56ZM82 145H83V144H82ZM82 145H81V146H82ZM174 145H173V147H174ZM201 145H200V146H201ZM62 146H63V148H62ZM64 146H65V147H64ZM103 146H102V147H103ZM176 146H177V145H176ZM208 146H210V145L208 144ZM96 147H97V148H96ZM48 148H49V149H48ZM59 148H61V149H59ZM71 148H72V147H71ZM57 149H58V150H57ZM62 149H63V150H62ZM67 149H69V150H67ZM84 149H85V152L87 151L86 153L84 152ZM88 149H90V151H88ZM91 149H92V150H91ZM50 150H51V151H50ZM71 150H72V151H71ZM49 151H50V152H49ZM53 151H55V152H53ZM60 151H61V152H60ZM73 151H74V152H73ZM52 152H53V153H52ZM56 152H59V154H61V155L63 156V159H61L60 155H59L58 153H56ZM62 152L64 153V155L62 154ZM66 152H67V154H66ZM70 152H71V153H70ZM72 152H73V154H75L76 156H74V157L71 156V155H73ZM83 152H84V153H83ZM49 153H50V154H49ZM51 153H52V154H51ZM104 153H105V154H104ZM107 153H108L107 151H103V152H102V154H104L105 156L108 155ZM113 153H114V154H113ZM113 153L111 152L112 155H116L115 152H113ZM111 154H109V155H111ZM50 155H51V156H50ZM66 155H69V156H71V157L66 156ZM104 155H103V156H104ZM197 156H199V155H197ZM53 157H55V158H53ZM57 157H59V158H57ZM66 157H67V158H66ZM77 157H78V158H77ZM108 157H109V156H108ZM187 157H189V156H187ZM199 157H200L201 159H203V157H202L201 155H200ZM199 157H198V158H199ZM65 158H66V159H65ZM69 158H71V159H69ZM53 159H55V160H53ZM58 159H60V160H58ZM79 159H81V160H79ZM108 159H110V158H108ZM108 159H107V160H108ZM56 160H57V161H56ZM61 160H62V161H61ZM63 160H64V161H63ZM55 161H56V162H55ZM60 161H61V162H60ZM65 161H66V162H65ZM69 161H71V162H69ZM76 161H77V162L80 161L79 163H80L81 165H80L79 163H76ZM81 161H82L83 163H82ZM204 161H205V160H204ZM62 162H65V164L62 163ZM46 163H47V164H46ZM56 163H58V164H56ZM70 163H71V164H70ZM51 164H52V165H51ZM55 164H56V167H54ZM68 164H69V166H68ZM77 164H79L80 166L77 165ZM53 165H54V166H53ZM58 165H59V166H58ZM63 165H64V166H63ZM176 165L178 166L179 164H176ZM205 165H206L205 168H207L208 165L206 164V162H205ZM205 165H204V166H205ZM45 166H46V167L48 166L49 168H50V166H51V167L53 166L54 168H53V167H52V168L54 169V172H53V170H52L51 168H50V169H47L48 167L46 168ZM72 166H74V167H72ZM32 167H33V165H32ZM57 167H58V168H57ZM65 167H66V168H65ZM68 167H69V168H68ZM56 168H57V169H56ZM70 168H71V169H70ZM213 168H214V169H213ZM220 168H221V167H218V168H217V167H216V168H215V167H211V168H210V166H209L208 169L213 170L214 172L217 171V169H219L217 172H220V173L218 174L217 172L214 173L213 171H208V172L210 173V175H211V178H212V175L215 176V177L212 178V179L209 177V179L207 180V183H213V184H210L211 186H216V185H217L218 187H220L222 184H225V183L229 180L228 177L226 176V173H225V171L223 170V168H222V169H220ZM63 169H64L66 172H65ZM66 169H67V170H66ZM76 169H77V170H76ZM46 170H48V172H46ZM71 170H72V171H71ZM75 170H76V171H75ZM221 170H222V172H221ZM40 172H42V171H40ZM43 172H44V170H43ZM55 172H56V173H55ZM58 172H59V173H58ZM72 172H73V173H72ZM223 172H224V173H223ZM46 173H47V175H48L49 177L46 175ZM69 173L72 174L73 177L70 176ZM212 173H214L215 175L212 174ZM216 173H217V174H216ZM221 173H222L223 175H222ZM60 174H61V175H60ZM91 174H92V173H91ZM55 175H57V176H55ZM63 175H64V176H63ZM65 175H66V178L69 176V178H68L67 180H65V179H66V178H65ZM74 175H75V176H74ZM76 175H77V179L71 181L72 178H73V179L76 178ZM210 175H209V176H210ZM216 175H218V176H216ZM221 175H222V176H221ZM224 175H225V176H224ZM44 176H45V178H44ZM60 176H61V178H60ZM82 176H83V178H82ZM42 177H43L44 179H41ZM217 177H218V178H217ZM222 177H223V178H222ZM224 177H226V179H225ZM47 178H48V179H47ZM63 178H64V179H63ZM88 178H89V180H88ZM92 178H94V179H92ZM216 178H217L218 180H220V182H223V180H224V181H226L227 179H228V180H227L225 183L220 184ZM38 179H39V178H38ZM46 179H47V180H46ZM70 179H71V180H70ZM80 179H82V180H80ZM83 179H84V180H83ZM95 179H96V181H95ZM68 180H69V181H68ZM77 180H79V181H77ZM91 180H93V181L96 182V183L94 182V184L97 185L96 187L93 186L94 184L91 183V182H93V181H91ZM210 180H211V182H210ZM213 180H214L215 183H217V184H215ZM36 181H37V180H36ZM43 182H44V184H43ZM82 182H83V183H82ZM41 183H42V184H41ZM73 183H74V184H73ZM90 183L92 184V185H91L92 187L90 186ZM100 183H101V181L99 182V184H100ZM103 183H104V184H103ZM38 184H39V185H38ZM88 186H89V187H88ZM98 186H99V187H98ZM39 188H42V189H39ZM54 188H55V189H54ZM222 188H224V185H222ZM243 188H244V186L242 185V188H239V189H243ZM53 189H54V190H53ZM92 189H93V190H92ZM95 189H96V190H95ZM103 189H104V188H103ZM244 189L246 190V193L248 192L247 195L249 196V195H250V194H249L250 191H247V190H248L247 188H244ZM244 189H243V191H241V193H242V192L245 193V190H244ZM60 190H61V191H60ZM88 190H89V191H88ZM101 190H102V191H101ZM39 191H40V194H39ZM91 191H93V193H92ZM86 192H87V193H86ZM89 192H90V193H89ZM101 192H102V193H101ZM103 192H105V195L103 194ZM107 192H108V191H107ZM41 193H42V194H41ZM62 193H64V194H62ZM79 193H80V194H79ZM85 193H86V194H85ZM96 193H97V194H96ZM118 193H119L120 195H119ZM244 193H243V194H244ZM246 193H245V196L240 197V198H242L241 200H243L244 202H245V200H246V197H247V201H249L248 199H249V197H250V196L248 197V196L246 195ZM58 194H59V196H58ZM87 194H88L89 196H88ZM91 194H93V198H92ZM42 195H43V196H42ZM65 195H67V196H65ZM100 195H101V196H100ZM102 195H103V196H102ZM57 196H58L59 198H58ZM61 196H62V197H61ZM72 196H73V197H72ZM78 196H80L81 198L78 197ZM90 196H91V197H90ZM99 196H100V198H99ZM106 196H107V198H106ZM120 196H121V197H120ZM37 197H36V198H37ZM43 197H44L45 199H44ZM74 197H75V198H74ZM84 197H86V198H84ZM87 197H88V198H87ZM122 197H123V198H122ZM243 197H245V199H243ZM40 198H41L42 200L44 199V200H43L44 203H43V201H42ZM53 198H54L55 201L53 200ZM61 198H62V199H61ZM72 198H73V199H72ZM98 198H99V199H98ZM66 199H67V200H66ZM81 199H83V200H81ZM109 199H110L113 203H111V201H110ZM125 199H126V200H125ZM129 199H130V198H129ZM50 200H52V201L50 202ZM80 200H81L82 202H81ZM105 200H106V201H105ZM124 200H125V201H124ZM47 201H48V202H47ZM56 201H57V202H56ZM63 201L66 202V203H62ZM72 201H74V202H72ZM119 201H120V203H119ZM235 201H236V200H235ZM247 201H246V202H247ZM76 202H77V203H76ZM79 202H81V203H79ZM249 202H250V201H249ZM46 203H47V204H46ZM49 203H50V204H49ZM114 203H115V204H114ZM124 203H125V204H124ZM216 203H217V202H216ZM57 204H56V205H57ZM68 204H69V205H68ZM73 204H74V210H73V211L75 212V210L78 208V213H77V212L74 213V212L72 211V209H73L72 205H73ZM75 204H76V205H75ZM118 204H119V205H118ZM123 204H124V205H123ZM131 204H132V203H131ZM222 204H223V203H222ZM44 205H45V206H44ZM53 205H52V206H53ZM66 205H67V206H66ZM103 205H105V206H103ZM108 205H109V206H108ZM114 205H115V206H114ZM127 205H128V207H129V209L127 208ZM202 205H203V206H202ZM202 205L200 204V206L202 207V209H201L200 206H198L200 209H199V208H196L197 206H191V208H192V207L195 208V209L193 210L194 212H192V210L189 209L190 206H186V207H185V210H186V212H189V213H185V214L188 215V214H190V213L192 212L193 216H192V214H191V217H192V218L188 216L189 219L191 218V219H193V220H194V219L197 220V221L199 220V222H201L200 220H202V224L204 223L203 220H206L205 218H207V217H212V216H213V217H218V216H221V218H219V219H217V220H214L213 217L210 218V219H213L214 221H213V222H212V221H209V223H208L209 226H206L205 224L202 225L203 227H201V230H202V231L204 230V231L208 232V231L211 229V228H210V225L212 226V224H213L215 221L218 222V220H220V219L223 221L222 216L225 217L226 214H227V211H225V212H226V214H225V212H223V211H224L223 207H220L221 204H217V205H218V209H217V208L214 209L217 205H215V206H208V207H205V208H209V207L212 208V209L209 208L208 210L206 209L207 211H206V215H205V213L203 212V209H205V208H204V205L206 206V204H202ZM29 206H30V207H29ZM42 206H43V207H42ZM46 206H47V207H46ZM75 206H76V207L78 206V207L75 209ZM106 206H108V207H106ZM110 206H111V207H110ZM116 206H117V208H116ZM221 206H222V205H221ZM71 207H72V208H71ZM135 207H136V208H135ZM141 207L144 208L143 206H141ZM170 207H171L172 210H176V208H177L176 206H170ZM174 207H175V209H173ZM178 207L181 208V206H178ZM183 207H184V206H183ZM183 207H182L181 212H185V211L183 210ZM213 207H214V208H213ZM227 207L230 209L229 206H227ZM251 207H254V206H251ZM257 207L260 208L259 210L261 211V210H262L261 207H264V206H260V207L257 206ZM108 208H109V209H108ZM139 208H140V209H139ZM146 208H147V209H146ZM219 208H220V210H221V209L223 210V211L221 210L222 215H219L221 212L218 213ZM224 208H226V206H224ZM228 208H226L225 210H227ZM43 209H44V210H43ZM61 209H62V210L64 209V212L61 211ZM106 209L108 210V212H107ZM177 209H178V208H177ZM187 209H188V211H187ZM196 209H197V210H196ZM213 209H214L215 211H216V210H218V211H217V212H214ZM251 209H252V208H251ZM254 209L257 210L256 206L254 207ZM17 210H19V209H17ZM99 210H100L101 212H102V211H103V212L100 213ZM131 210H133V209H131ZM139 210H140V211H139ZM142 210H143L144 212H142ZM145 210H148L149 212L147 211V213H145V212H146ZM201 210H202V212H201ZM211 210H212V211H211ZM256 210H255V211H256ZM29 211H30V214H29ZM65 211H66V213H65ZM136 211H137V209H136ZM176 211L178 212V210H176ZM195 211H196V212H195ZM197 211H200L199 214L197 213ZM208 211H209V213L211 212L212 215H211V213H210V216H209V215L207 216V214H209V213H207ZM43 212H42V213H43ZM69 212H70V213H69ZM112 212H113V213H112ZM123 212H124V215H123ZM170 212H171V211H170ZM170 212H169V213H170ZM177 212H172V215H174V214L177 213ZM213 212H214L215 214L217 213V215L214 216ZM109 213H110V214H109ZM125 213H126V214H125ZM134 213H135V212H134ZM134 213H133V214H134ZM143 213H144V216H145V217H143ZM196 213L199 215V217H201V216H200L201 214H204L203 216H207V217H203V216H202L201 219H200V218L196 215ZM223 213H224V214H223ZM256 213H257V215H258V218L262 219L261 217H262V216L264 217V215H262V216L260 215L261 217H259L260 212L256 211ZM258 213H259V214H258ZM24 214H25V215H24ZM27 214L29 215V217H28ZM66 214H67V215H66ZM75 214H76V215H75ZM77 214L79 215V217H77V216H78ZM111 214H112V215H111ZM117 214H118V217H117ZM129 214H130V213H129ZM146 214H147V215H146ZM170 214H171V213H170ZM180 214H181V213H180ZM228 214H230V212H228ZM71 215H72V216H71ZM81 215H82L83 217H82ZM99 215H100V216H99ZM107 215H108V216H107ZM115 215H116L117 218H115ZM172 215H171V216H172ZM182 215H183V214H182ZM182 215H179V213H177L175 216H176V217L178 216L179 219H180V217H181V219L184 220V219L182 218V217H183ZM194 215H196L199 219H198L196 216H194ZM257 215H255V216H257ZM25 216H27V217H25ZM30 216H31V217H30ZM32 216H33V217H32ZM85 216H86V217H85ZM102 216H103V217H102ZM109 216H110V217H109ZM139 216H140V218H139ZM141 216H142L143 218H142ZM175 216H173V219H172V220H173L174 222L177 221L178 224H181V223H182L180 227H181V228H184L183 226H184L185 220H186V222H188L189 220H188V219H185V220H184V223H183V221H182V222L180 221L181 223H179L178 218H176ZM185 216H186V215H185ZM227 216H230V215H227ZM227 216H226V218H224V222L226 221V223H227L228 221H230L229 219H227ZM76 217H77V218H76ZM104 217H106V218H104ZM112 217H113L115 220H114ZM131 217H133V216L131 215ZM153 217H154V215H153ZM153 217H150L149 219L152 218L151 220H152L153 222L150 220L151 223H156V222H154V221H156V220H155V217H154V220H153ZM24 218H25V219H24ZM26 218H28V222H27V221L24 222L25 220H27ZM70 218H71L73 221H72ZM81 218H82V219H81ZM108 218H109V219H108ZM125 218H126V219H125ZM128 218H129V219H128ZM174 218H175V219H174ZM184 218H187V216L184 217ZM229 218L231 219L232 217H229ZM254 218H255V217H254ZM30 219H32V220L29 222ZM77 219H78V220H77ZM107 219H108V220H107ZM181 219H180V220H181ZM215 219H216V218H215ZM256 219H257V217H256ZM260 219H257V220H260ZM92 220H93V221H92ZM105 220H106V221H105ZM123 220H124V221H123ZM125 220H127V221H125ZM135 220H136V222H135ZM187 220H188V221H187ZM195 220H194V222H196ZM208 220H209V219H208ZM257 220H256V221H257ZM262 220H263L262 222H264V219H262ZM70 221H71V222H70ZM83 221H82V223H83ZM115 221H116V222H115ZM122 221H123V222H122ZM137 221H138L139 224L137 223ZM148 221H149V220H148ZM190 221H191V220H190ZM72 222H73V223H72ZM114 222H115V223H114ZM174 222H173V223H174ZM177 222H176V223H177ZM219 222H221V221H219ZM254 222H255V220H254ZM259 222H261V220L258 221V224H257V225H259ZM80 223H81V222H80ZM80 223H78V225H79ZM82 223L80 224L81 227H82ZM85 223H83V224H85ZM101 223H102V224H101ZM111 223H112V224H111ZM122 223H123V224H122ZM149 223H150V222H149ZM151 223H150V225H152V226L154 227V225L151 224ZM176 223H174V224H172V225L175 226ZM191 223L194 224L193 222H191ZM211 223H212V224H211ZM256 223H257V222H256ZM256 223H255V224H256ZM63 224H64V225H63ZM67 224H68V225H67ZM71 224H72V225H71ZM74 224L76 225L75 227H79V226L76 224V222H75ZM121 224H122V225H121ZM134 224H135V225H134ZM147 224H148V222H147ZM147 224H146V226H147ZM165 224L169 225L170 223H169V222H165ZM178 224L176 225V227L178 226ZM214 224H215V223H214ZM223 224H224V223L221 222V226H222L221 229L223 228ZM115 225H116V226H115ZM150 225H148L149 227L147 226L146 228H147V230L149 229V230L151 231V230H152V226L150 227ZM163 225H164V223L162 224V226H163ZM172 225H169V229H170V230L175 229V227H173ZM182 225H183V226H182ZM204 225H205V227H204ZM219 225H220V223H219ZM219 225H218V226H219ZM262 225H263V223L259 225V226H261L260 229L262 228ZM21 226H22V227H21ZM124 226H125V227H124ZM133 226H134V227H133ZM170 226H172V227H171L172 229L170 228ZM215 226H216V225L212 226V228H215ZM263 226H264V225H263ZM23 227H24V228H23ZM67 227H68V228L70 227V228L68 229ZM73 227H74V225H73ZM81 227H80V228H81ZM178 227H179V226H178ZM206 227H207V228H206ZM27 228H28V230H27ZM29 228H30V229H29ZM119 228H120V229H119ZM136 228H137V229H136ZM202 228H203V229H202ZM204 228H205V229H204ZM216 228L218 229L219 227H216ZM216 228H215V229H216ZM263 228H264V227H263ZM263 228H262V229H263ZM73 229H74V228H73ZM110 229H111V230H110ZM133 229H135V230H133ZM139 229H140V231L138 232ZM177 229H178V228H177ZM208 229H209V230H208ZM19 230H20V231H19ZM130 230H132L131 232H133V233L130 234V233H129ZM136 230H137V231H136ZM141 230H142V231H141ZM149 230H148V231H149ZM175 230H176V229H175ZM27 231H28V232H27ZM113 231H114V232H113ZM150 231H149V233H148V232L146 233V229H145V235H144V236L147 235L146 237L148 238V237H149V234H150ZM178 231H179V229H178ZM178 231H176V232L172 231V233L170 232V234H176V233H178ZM202 231H201V232L199 231V232L202 233ZM204 231H203V234H207V233L204 232ZM18 232H20V233L18 234ZM65 232H67V233H65ZM70 232H72V231H70ZM125 232H126V233H125ZM127 232L129 233L128 235H126ZM151 232H152V231H151ZM168 232H169V230H168ZM173 232H174V233H173ZM199 232H198V233H199ZM260 232L262 233V231H260ZM25 233H26V234H25ZM60 233H59V234H60ZM136 233H137V234H136ZM261 233H260V234H261ZM24 234H25L26 237L24 236ZM61 234H60L59 237L62 236ZM111 234L113 235V237H111V236H112ZM143 234H144V232H143ZM263 234H264V231H263ZM263 234H261V236H262ZM52 235H53V234H52ZM54 235H55V234H54ZM68 235H69V236H68ZM104 235H105V236H104ZM114 235H115V236H114ZM119 235H120L121 237L123 236L124 239H123V238L121 239V237H120ZM124 235H126V236H124ZM150 235H151V234H150ZM106 236H107V237H106ZM129 236H130V237H129ZM135 236H136V237H135ZM139 236H141V235H138V237H139ZM50 237H51V236H50ZM103 237L105 238V241H103V240H104ZM114 237H115V238H114ZM116 237H118V238H116ZM126 237H128V238H126ZM238 237L241 239V236H238ZM262 237H264V235H263ZM22 238H23V239H22ZM72 238H73V239H72ZM119 238H120L121 240H120ZM139 238H140V237H139ZM142 238H143V235H142ZM144 238H145V237H144ZM149 238H150V237H149ZM149 238H148V239H149ZM61 239H63V237H61ZM89 239H92V241L89 240ZM112 239H113V240H112ZM127 239H128V240H127ZM135 239H137V240H135ZM263 239H264V238H263ZM11 240H13L12 243H11ZM18 240H19V241H18ZM57 240H60V238L57 239ZM106 240H107V242H106ZM111 240H112V241H111ZM115 240H116V241H115ZM142 240H143V241H142ZM145 240H147V239H145ZM23 241H24V242H23ZM60 241L62 242V240H60ZM109 241H110L111 243H113V245H111V243H110ZM113 241H115V242H113ZM117 241H120V242H117ZM123 241H124V242L126 241V242H128V243L125 244V243H123ZM141 241H142L143 243H141ZM263 241H264V240H263ZM263 241L258 242V245H259V247H261V248L264 250V242H263ZM17 242H19V244H18ZM61 242H60V243H61ZM65 242H66V241H65ZM70 242H71V243H70ZM74 242H75V243H74ZM90 242H91V243H90ZM105 242H106L107 244H106ZM108 242H109V243H108ZM138 242H139L140 244H139ZM20 243H21V244H20ZM63 243H64V242H63ZM115 243H116V244H115ZM260 243H261V244H260ZM262 243H263V244H262ZM24 244H25V243H24ZM97 244H99V245H97ZM119 244H120V245L122 244V245H124V246H120ZM137 244H139V245L137 246ZM65 245H64V246H65ZM69 245H71V246H69ZM107 245H108V249H109V250L106 249ZM114 245H115L116 248L114 247ZM129 245H130V246H129ZM131 245H132V246H131ZM96 246H98V247H96ZM118 246H119L120 248L123 249V254H124V255L122 254V249H121L120 252L117 253V250L120 249V248L118 249ZM149 246H150V245H149ZM197 246H198V245H197ZM262 246H263V247H262ZM66 247H65V248H66ZM73 247H74V248H73ZM111 247H112V249H110ZM113 247H114V249H113ZM4 248L0 249V250H1L0 252H2V251L4 252V250H3ZM98 248L100 249V251L98 250V252H96V249H98ZM104 248H105V249H104ZM128 248H129V249H128ZM139 248H140V249L143 248V249L140 250ZM145 248H146V249H145ZM9 249H8V250L6 249L5 252H7V251L9 252V251H10ZM72 249H73V250H72ZM91 249H92V250L94 249V250L92 251ZM127 249H128V251H127ZM133 249H134V250H133ZM220 249H221V253H222L223 247L220 248ZM66 250H68V249H65V250H64V248H63V251L67 252ZM71 250H72V252H71ZM114 250H115L116 252H115ZM137 250H138V251H137ZM26 251H27V250H25V251L23 250V251H22V254H25ZM105 251H106V252H105ZM111 251H113L114 254H113V252H111ZM126 251H127L128 253H130V254H128ZM130 251H132V252H130ZM136 251H137V252H136ZM246 251H248V250L246 249ZM23 252H25V253H23ZM28 252H29V251H27V253H28ZM102 252H103V253H102ZM109 252L112 253L113 256L110 255ZM135 252H136V253H135ZM27 253H26V254H27ZM84 253H85V254H84ZM88 253H90V254L92 253V254H91L92 256H91L90 254H88ZM95 253H96V254H95ZM99 253H100V254L102 253V254H101L102 256H101ZM115 253H117V254L115 255ZM119 253H121V254H119ZM131 253H132V254H131ZM143 253H140V254L142 255ZM127 254H128V255H127ZM87 255H88V256H87ZM89 255H90V256H89ZM98 255H100L101 257L98 258ZM104 255H105V256H104ZM106 255H107V256H106ZM108 255L112 256V258H111L110 256H108ZM119 255H121V257H120ZM122 255H123L124 257H123ZM125 255H126V257H125ZM143 255H144V254H143ZM149 255H147V256H148L149 258H151V260L156 261V260H155V259H156V256H155L156 254H154V256L152 255L153 257H150L151 255H150V256H149ZM176 255H177V254H176ZM178 255H179V254H178ZM178 255H177V256H178ZM186 255H187V254H186ZM186 255H183L182 258H183L184 256H186ZM193 255H194V254H193ZM193 255H192V256H193ZM69 256H68V258H69ZM129 256H131V257H129ZM147 256H146V257H147ZM157 256H158V255H157ZM161 256H162V255H161ZM161 256H160V257H161ZM166 256H167V257H168V256H171V257H172L173 255H166ZM190 256H191V255H190ZM190 256L188 255V256H186V257H188V259H189ZM203 256H204V255H203ZM261 256H262V257H259L258 259L260 260V258H261L262 260H264V256H263V254H261ZM89 257H90V258H89ZM105 257H107V258H106L107 260L110 258V260H108V261L105 260ZM116 257H117V258L120 257V260L117 259ZM122 257H123V258H122ZM128 257H129V258H128ZM137 257H138L139 259H138ZM141 257H142V256H141ZM146 257H145V258H146ZM148 257H147V258H148ZM154 257H155V259H154ZM174 257H175V258H174ZM174 257H173V258H174L176 261H179L181 256L179 257V259H177L178 257H176V256H174ZM196 257H197V256L195 255V258H196ZM204 257H205V256H204ZM74 258H75V257L73 256V259H74ZM97 258H98V259H97ZM103 258H104V259H103ZM132 258H135V259H132ZM142 258H143V257H142ZM152 258H153V259H152ZM158 258H159V256H158ZM161 258L163 259V256H162ZM161 258H160V259H161ZM164 258H165V257H164ZM169 258H170V257H169ZM182 258H181V259H182ZM184 258H185V257H184ZM193 258H194V256H193ZM193 258H190V259L193 260ZM195 258H194V260L198 259V261H199V259H202V256H201V257H198V258H196V259H195ZM206 258H207V259L204 258V259H205V260H204L205 262H204V261H203V262H204L205 264H206V263L209 264V262H207V261L209 260V257H206ZM76 259H77V258H76ZM101 259H102V260H101ZM123 259H125V260H123ZM167 259H168V258H167ZM174 259H171V258H170V260H174ZM188 259H186V258H185V260L182 259V260H184V261H183V262H184L183 264H185V261H187ZM258 259H257V261H258ZM115 260H116V263H114ZM117 260H118L119 262H118ZM129 260H130V261H129ZM138 260H139V261H138ZM151 260H147V262H148V261L151 262ZM170 260H169V261H170ZM192 260H191V261H192ZM202 260H203V259H202ZM202 260H200V261L202 262ZM262 260L258 261V263L260 262V263L264 264V261H262ZM82 261H83V263H82ZM103 261H105V262L107 261V262L105 263V262H103ZM109 261H110V262H109ZM132 261H133V262H132ZM143 261H145L144 258H143ZM154 261H152V262L154 263ZM162 261H166V259H165V260L163 259ZM191 261H190V263H193V261H192V262H191ZM198 261L194 262L193 264H196ZM209 261H210V260H209ZM86 262H85V263H86ZM157 262H158V264H161V262L159 263L158 260H157ZM173 262H175V261H172V263H173ZM203 262H202V264H204ZM85 263H84V264H85ZM87 263H86V264H87ZM137 263H136V264H137ZM145 263H146V261H145ZM145 263H143V264H145ZM165 263H167V262H165ZM190 263H189V264H190ZM260 263H259V264H260ZM73 264H77L75 260H74V263H73ZM146 264H150V263H146ZM162 264H163V263H162ZM168 264H169V262H168ZM173 264H174V263H173ZM177 264H180V262L177 263ZM181 264H182V262H181ZM186 264H188V263L186 262ZM198 264H200V263L198 262Z\"/></svg>", "mask_w": 264, "mask_h": 264}]
</instances>
